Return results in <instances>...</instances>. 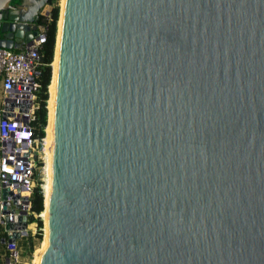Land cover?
I'll return each instance as SVG.
<instances>
[{
	"label": "water",
	"instance_id": "obj_1",
	"mask_svg": "<svg viewBox=\"0 0 264 264\" xmlns=\"http://www.w3.org/2000/svg\"><path fill=\"white\" fill-rule=\"evenodd\" d=\"M11 2L21 49L52 7ZM47 226L38 264H264V0H65Z\"/></svg>",
	"mask_w": 264,
	"mask_h": 264
},
{
	"label": "built area",
	"instance_id": "obj_2",
	"mask_svg": "<svg viewBox=\"0 0 264 264\" xmlns=\"http://www.w3.org/2000/svg\"><path fill=\"white\" fill-rule=\"evenodd\" d=\"M50 12L42 15L48 22ZM37 28V36L21 49L0 47V264H26L30 240L44 235L41 213L32 211L34 190L44 181V138L37 133L36 111L47 27Z\"/></svg>",
	"mask_w": 264,
	"mask_h": 264
},
{
	"label": "trees",
	"instance_id": "obj_3",
	"mask_svg": "<svg viewBox=\"0 0 264 264\" xmlns=\"http://www.w3.org/2000/svg\"><path fill=\"white\" fill-rule=\"evenodd\" d=\"M14 0H12L11 4ZM20 2V0H19ZM59 0H49V5L52 7L50 12V21L48 22L42 16L39 17L37 25H44L47 27V39L46 43L42 47V67H41V77H40V91H39V108L36 111V125L38 129V135L40 138L45 137V128L47 126V101L49 99L48 87L52 78V62L55 58V43L57 34V22L59 19ZM54 63V62H53ZM42 166V163L40 164ZM40 184V182H39ZM44 209L43 191L38 185L33 193L32 199V211L39 214ZM38 226L41 228L42 223L38 221ZM42 239V235L37 236V242L30 240L29 252L30 254L34 251L33 246L38 244ZM26 256V255H25Z\"/></svg>",
	"mask_w": 264,
	"mask_h": 264
},
{
	"label": "bare ground",
	"instance_id": "obj_4",
	"mask_svg": "<svg viewBox=\"0 0 264 264\" xmlns=\"http://www.w3.org/2000/svg\"><path fill=\"white\" fill-rule=\"evenodd\" d=\"M60 16L58 23V34L56 39V47H55V58L53 67V76L51 84L48 87L49 99L47 101V126L45 128V137H44V183L42 185L43 196H44V209L41 212V217L44 223V235L43 239L40 242L41 246L37 250H35L33 259L30 263L26 264H38L41 254L47 246L48 242V204L51 194L52 187V160H53V141H54V124H55V100L57 93V78H58V66H59V51H60V42H61V31H62V23H63V13L65 8V0H60Z\"/></svg>",
	"mask_w": 264,
	"mask_h": 264
},
{
	"label": "rangeland",
	"instance_id": "obj_5",
	"mask_svg": "<svg viewBox=\"0 0 264 264\" xmlns=\"http://www.w3.org/2000/svg\"><path fill=\"white\" fill-rule=\"evenodd\" d=\"M14 4H18L19 3V0H14V2H13ZM59 3H60V0H59ZM59 3H58V5H59ZM59 16H60V6H59ZM59 23V22H58ZM58 24H57V34H58ZM57 34H56V39H57ZM56 44H57V42L55 43V47H56ZM54 55H55V53H54ZM53 62H54V60H53ZM53 62H52V65H53ZM52 73H53V67H52ZM52 76H53V74H52ZM51 81H52V78H51ZM50 84H51V82H50ZM47 119H48V112H47ZM44 167H45V161L43 162V167L41 168V170L43 171V179L45 178V174H44ZM43 183H44V181H42ZM42 183V184H43ZM43 200H44V196H43ZM43 239V238H42ZM42 239L40 240V242L42 241ZM38 243V244H36L35 245V249H34V251L31 253V255H29L28 254V252L26 251L25 253H26V255L28 256V259H29V261H27L26 263H30L31 261H32V259H33V255H34V252H35V250L37 249H39L40 248V246H41V243Z\"/></svg>",
	"mask_w": 264,
	"mask_h": 264
}]
</instances>
